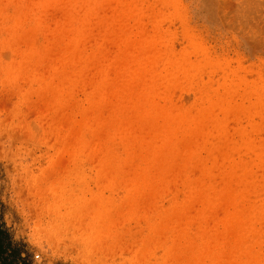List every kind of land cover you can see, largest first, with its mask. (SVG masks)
Here are the masks:
<instances>
[{
    "label": "rangeland",
    "instance_id": "374dc122",
    "mask_svg": "<svg viewBox=\"0 0 264 264\" xmlns=\"http://www.w3.org/2000/svg\"><path fill=\"white\" fill-rule=\"evenodd\" d=\"M1 252L264 264V0H0Z\"/></svg>",
    "mask_w": 264,
    "mask_h": 264
},
{
    "label": "trees",
    "instance_id": "16d2710c",
    "mask_svg": "<svg viewBox=\"0 0 264 264\" xmlns=\"http://www.w3.org/2000/svg\"><path fill=\"white\" fill-rule=\"evenodd\" d=\"M4 251H6V249H4ZM2 253L3 252H1L0 255H2ZM18 253H19L18 249L17 248H14V249H12L10 255L11 256L14 255V257L17 258ZM21 260H22V263L21 264H28L25 259L22 258Z\"/></svg>",
    "mask_w": 264,
    "mask_h": 264
},
{
    "label": "bare ground",
    "instance_id": "6f19581e",
    "mask_svg": "<svg viewBox=\"0 0 264 264\" xmlns=\"http://www.w3.org/2000/svg\"><path fill=\"white\" fill-rule=\"evenodd\" d=\"M57 223V222H56ZM55 224V223H54Z\"/></svg>",
    "mask_w": 264,
    "mask_h": 264
}]
</instances>
